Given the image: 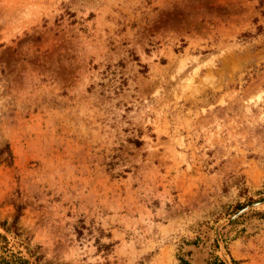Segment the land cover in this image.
<instances>
[{"label":"rangeland","instance_id":"1","mask_svg":"<svg viewBox=\"0 0 264 264\" xmlns=\"http://www.w3.org/2000/svg\"><path fill=\"white\" fill-rule=\"evenodd\" d=\"M261 202L264 0H0V257L264 264Z\"/></svg>","mask_w":264,"mask_h":264},{"label":"trees","instance_id":"2","mask_svg":"<svg viewBox=\"0 0 264 264\" xmlns=\"http://www.w3.org/2000/svg\"><path fill=\"white\" fill-rule=\"evenodd\" d=\"M17 219H18V215L16 213V215L13 217V222H12L13 225L15 224ZM1 227L5 233H8V229L5 228L4 224H2ZM0 239H2L4 243H6L4 236H0ZM3 250L8 254H4V256L0 257V264H35L34 262L38 260V258L35 257L34 260L31 261L30 258L32 257V254H31V252H29V250H27V253H28L27 256L22 255L20 251L13 253V252L5 249V247H3ZM230 262L232 264L235 263L232 261L231 258H230ZM179 264H189V262L185 259L180 258ZM205 264H225V262L222 261L221 259H219L218 257H213L212 260H206Z\"/></svg>","mask_w":264,"mask_h":264},{"label":"water","instance_id":"3","mask_svg":"<svg viewBox=\"0 0 264 264\" xmlns=\"http://www.w3.org/2000/svg\"><path fill=\"white\" fill-rule=\"evenodd\" d=\"M258 205H264V203L261 202V203H258ZM215 234H216V229H215Z\"/></svg>","mask_w":264,"mask_h":264}]
</instances>
